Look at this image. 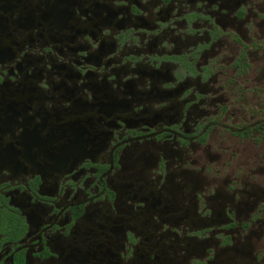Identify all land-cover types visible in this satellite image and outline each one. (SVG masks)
<instances>
[{
    "label": "flooded vegetation",
    "instance_id": "1",
    "mask_svg": "<svg viewBox=\"0 0 264 264\" xmlns=\"http://www.w3.org/2000/svg\"><path fill=\"white\" fill-rule=\"evenodd\" d=\"M262 2L0 0V264H165L192 226L216 245L185 264H210L238 222L201 227L176 155L227 109L216 74L254 67Z\"/></svg>",
    "mask_w": 264,
    "mask_h": 264
},
{
    "label": "rangeland",
    "instance_id": "2",
    "mask_svg": "<svg viewBox=\"0 0 264 264\" xmlns=\"http://www.w3.org/2000/svg\"><path fill=\"white\" fill-rule=\"evenodd\" d=\"M258 7H262L263 18L254 16V28L257 29L255 38L263 35L259 27H264V2ZM230 49L231 46L227 44L224 49L226 57ZM253 64L249 72L239 77L231 67H226L225 73L216 74L219 81L232 74L237 79L236 83L226 85L223 91L227 111L209 129L203 143L194 142L182 149L183 155L188 154L186 159L184 156L181 159L182 153L176 155L188 167L183 176H194L200 183L204 181L208 192L213 193L208 199L209 219L201 227L223 226L227 222L224 215L226 209L231 210L238 222L237 226L226 231L212 230V234L219 231L231 233V238L224 247L211 252L215 254V259L210 264H264V133L254 130L241 136L235 132V127L229 128L233 122L242 129L243 125L264 120V46L257 52ZM237 85L244 89V94L239 95ZM191 188L193 193L194 187ZM178 197L176 194V199ZM182 209L178 207V214H182ZM187 210L190 221H197L191 205ZM232 223L226 225L231 227ZM190 231L196 235L195 238L178 239L166 249L171 251L174 259L170 263L165 261V264L191 262L207 248L212 249L216 245L214 239L200 240L202 234H196L195 226ZM223 239L227 240V237Z\"/></svg>",
    "mask_w": 264,
    "mask_h": 264
},
{
    "label": "trees",
    "instance_id": "3",
    "mask_svg": "<svg viewBox=\"0 0 264 264\" xmlns=\"http://www.w3.org/2000/svg\"><path fill=\"white\" fill-rule=\"evenodd\" d=\"M256 126H257V128H260L262 130V132H264V121L258 123Z\"/></svg>",
    "mask_w": 264,
    "mask_h": 264
}]
</instances>
